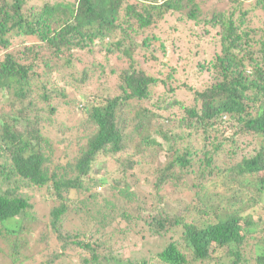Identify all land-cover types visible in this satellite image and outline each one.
<instances>
[{
    "label": "trees",
    "instance_id": "16d2710c",
    "mask_svg": "<svg viewBox=\"0 0 264 264\" xmlns=\"http://www.w3.org/2000/svg\"><path fill=\"white\" fill-rule=\"evenodd\" d=\"M42 1L38 9L0 0V264H66L69 254L78 264H148L152 256L157 264H264V0H226L207 15L197 0H73L60 10ZM255 11L263 21L254 26ZM172 17L218 35L209 86L188 87L198 109L149 101L165 81L137 60ZM16 39L28 43L15 46ZM113 58L114 93L91 88ZM176 104L183 114L175 118ZM61 106L63 117L55 116ZM44 129L70 131L76 161L56 162ZM193 136L195 144L184 142ZM153 155L160 164L150 177V160L142 161ZM108 162L114 170L105 174L99 166ZM22 184L53 197L41 198L52 207L34 220L40 232L32 240L35 227L23 223L35 204ZM171 197L183 198L176 214L163 207ZM93 210L63 227L70 214ZM144 231L166 244L151 257L125 258V245ZM144 243L139 252L149 250Z\"/></svg>",
    "mask_w": 264,
    "mask_h": 264
},
{
    "label": "rangeland",
    "instance_id": "374dc122",
    "mask_svg": "<svg viewBox=\"0 0 264 264\" xmlns=\"http://www.w3.org/2000/svg\"><path fill=\"white\" fill-rule=\"evenodd\" d=\"M53 4L56 5L57 9H65L69 8L71 6V3L73 0H49ZM26 7H36L41 8L43 5L42 0H27ZM198 5L200 6L202 15H207L209 12L216 10V9H224L226 0H197ZM58 10V11H59ZM253 15L257 16L254 17L255 20H252L251 25H256V19L258 21V25L263 21V19L260 17L261 12L255 11ZM202 18V17H201ZM203 24H194L189 22L186 19L178 20L175 17L167 18L166 21L161 23L159 25V28L155 29L153 31V34L156 38L159 39V43L152 44L151 46H148L147 48L139 49L136 51L137 60L141 62V68L144 69L147 73L150 74H157L160 78H162L165 81V84L160 87V89H156V94L154 93L151 95V98L149 101L151 102H157L158 97L160 99H164V104L167 102H173L179 103L184 108H199L200 104L193 101L192 95L193 93H190L188 90V87L194 89L203 91L205 90L211 81V72L207 71L206 68H208V63L212 62L214 59V55L219 54L218 51V45L216 44L218 40V35L216 31H213L211 27H206L207 33H205V29L203 28ZM207 26V25H206ZM28 41L26 39H16L13 40V44L15 46H19L22 44H27ZM162 46V47H161ZM98 53L96 55L97 59H101L102 63V52L99 51V48H96V52ZM155 59H153V57ZM110 65L109 63L105 67V73L101 75V77L97 80H94L90 84H92L91 88L99 91L101 88H103L105 93H114L115 85H116V76L109 73V70L107 68L109 67H115L118 68L119 66V59H110ZM52 81L56 83L57 85H62L63 82L60 79H56L55 77L52 78ZM186 84L184 87L183 85ZM182 85V86H181ZM169 89H172V92H168ZM85 87L79 86L77 93H84ZM154 92V89H153ZM66 93V92H65ZM1 94H0V101H1ZM150 102V103H151ZM179 104H176L174 107H172L171 112H175V118L177 117V114L179 112V115L182 116L183 109L180 107ZM79 105V104H78ZM64 115V109L63 106L59 107V109L56 112L55 116L63 117ZM74 117V116H73ZM81 119H85V116H81ZM75 119V117H74ZM74 119L70 122H75ZM47 137H50L54 142V148L56 150V155L54 157V160L57 162V159L60 157H63L64 159H67V163H70L72 160L76 161L75 159L79 155V146L76 145V142L73 138V136L70 134V131H67L64 129V131L60 133H56V130H50V129H44L43 132ZM84 134H88V129L85 127L84 130L80 132V135L83 136ZM195 136L191 137H185L184 142L186 143L192 141V144H195L194 140ZM190 139V140H189ZM197 139V138H196ZM183 142V144H185ZM190 143L189 145L192 146ZM190 146V147H191ZM164 157V154H159L157 156ZM220 161L218 162V165L216 164V169H221V166L223 165ZM150 160V164H148L149 169L145 168V170L148 171V175L151 177L152 168L155 165L160 164V160L156 156L151 157H143V161ZM162 161H165V159H162ZM228 163H234L237 162L238 159H227ZM143 164V163H142ZM99 166L98 163H95L93 165V173H97V167ZM108 168L107 173L110 174L113 173L114 166L112 163L108 162L107 164L100 165L99 168ZM223 168V166H222ZM136 174V171H134ZM98 177L104 175V173H98ZM150 177H147L150 179ZM155 179V178H153ZM152 179V182H153ZM141 182L143 183V176L140 177ZM168 183L170 180H167ZM218 185H210L208 190L209 191H215L217 189ZM39 188H32V190H27L26 187H24V184H22L21 187V193L26 194L27 191H31V193L27 196L28 198H33V209L28 211V214L31 216L32 219H27L26 222L23 224L26 226L28 231L30 228L35 227L32 232H29L28 234H31V240L35 238V235L39 234L40 228L37 227L34 223V220H45L47 219V215L44 214V212H47L49 208L52 207V203H49L46 205L40 204L42 201L41 198H53L51 194L46 193L45 191L38 190ZM227 193L231 194L227 191ZM26 196V195H25ZM226 198V194L223 195V207L230 208L229 204L224 200ZM190 199V198H189ZM213 204H215V199L213 198ZM174 200V201H173ZM180 198H166V202L163 203V207L168 210H172V214L177 213V208H179L183 203V198H181V201L179 203ZM172 201V202H171ZM178 205V206H177ZM264 205V203H263ZM177 206V207H176ZM175 207V208H174ZM220 208V207H219ZM222 210V208H220ZM257 209H260L257 208ZM90 213V214H89ZM89 213H82L80 216V212H77L76 214H71L68 216L69 221H65L63 224V227L66 225L71 226V228L75 225H77L78 218H80L82 221L85 219H89L90 216H92L95 211ZM151 215H154V212H151ZM26 223V224H25ZM66 228V226H65ZM0 230L2 228L0 227ZM25 231V232H26ZM143 233L144 235H140ZM137 237H132V240L129 241L125 246L128 248L124 249V257L131 259L130 257H134L135 260L139 261L144 256L146 257L147 254L150 256V253L154 251V253L158 252L160 249H154V246H160L163 247L167 239L164 241H158L156 240V236L153 234H149V231L141 232ZM23 239H29L28 236L22 237ZM142 242H145L144 244L149 245V250L146 251L143 249V252H139L142 250L143 246L141 245ZM30 243V242H28ZM137 252H139L137 254ZM41 261H46V258H43ZM40 262V258L39 261ZM60 262L59 260L57 263ZM63 262L70 263V264H78V261H76L73 258L72 254L66 255L63 257ZM39 264V263H36ZM148 264H157V258L156 256H152L149 260Z\"/></svg>",
    "mask_w": 264,
    "mask_h": 264
},
{
    "label": "bare ground",
    "instance_id": "6f19581e",
    "mask_svg": "<svg viewBox=\"0 0 264 264\" xmlns=\"http://www.w3.org/2000/svg\"><path fill=\"white\" fill-rule=\"evenodd\" d=\"M84 167V166H83Z\"/></svg>",
    "mask_w": 264,
    "mask_h": 264
}]
</instances>
